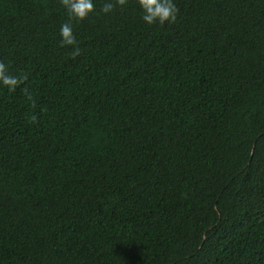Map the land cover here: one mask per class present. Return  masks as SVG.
Listing matches in <instances>:
<instances>
[{"label":"trees","instance_id":"trees-1","mask_svg":"<svg viewBox=\"0 0 264 264\" xmlns=\"http://www.w3.org/2000/svg\"><path fill=\"white\" fill-rule=\"evenodd\" d=\"M104 2L0 0V264H264V0Z\"/></svg>","mask_w":264,"mask_h":264},{"label":"clouds","instance_id":"clouds-1","mask_svg":"<svg viewBox=\"0 0 264 264\" xmlns=\"http://www.w3.org/2000/svg\"><path fill=\"white\" fill-rule=\"evenodd\" d=\"M127 0H105L101 12L105 15L112 14L114 9L123 7ZM140 11V19L148 26L153 24H174L178 17L179 9L175 0H136ZM60 5L68 15V21L60 25L61 46H74L73 56L79 55V47L73 34L71 21H83L95 10L94 0H60ZM9 72L8 66L0 61V88L14 92L22 79ZM27 93V90H25ZM31 98V97H29Z\"/></svg>","mask_w":264,"mask_h":264}]
</instances>
